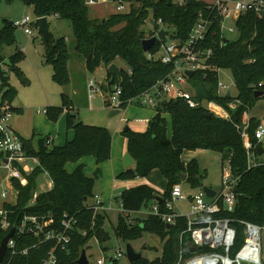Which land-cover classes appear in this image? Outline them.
I'll list each match as a JSON object with an SVG mask.
<instances>
[{
    "label": "trees",
    "instance_id": "1",
    "mask_svg": "<svg viewBox=\"0 0 264 264\" xmlns=\"http://www.w3.org/2000/svg\"><path fill=\"white\" fill-rule=\"evenodd\" d=\"M88 0H0V3L12 4L19 2L32 8L34 17L55 18L70 23L75 40V51L83 59L85 69L93 73L101 65L105 67V82L100 86L108 95L114 87L120 89V100L126 101L136 97L152 87L157 81L164 79L173 69L172 64L164 65L159 61L148 60L142 51L141 41L154 36L161 27L170 29V39L184 42L188 38L191 27L198 21L199 14L208 22L204 41L199 50H210L205 58L206 71L194 72L188 79L193 99L197 102L212 101L228 113V119H222L209 113L202 107L189 108L181 99L160 103L154 109V116L148 121L143 132L130 129L123 130L121 135L126 140V152L132 158L134 166L120 172L116 178L129 180L144 177L152 170H158L166 181L161 194L162 202H157L159 212L165 213L164 203L174 185L182 182L179 174L186 176L185 183L190 189L200 188L206 172L200 170L197 161L188 163L181 161L185 151L196 149L216 152L221 158V167L227 162L230 176L235 180L233 187L234 207L232 212L226 211L219 203L218 213L205 215V218L230 219V226L235 236L229 256L234 258L245 240V227L240 222H248L264 228V163L249 165L243 141L240 137L242 121L253 109L257 101L264 100V93L254 98L255 91L264 92V18L252 11L241 14L235 22L237 38L229 40L220 32V17L216 10L199 0H183L181 5L174 0H122L129 4L128 13H116L106 19H90L88 16ZM121 3V0H117ZM134 4L137 6L135 7ZM151 15L153 31L146 37L142 30L145 21ZM32 27L37 30L38 22ZM15 27L9 20L2 21L0 28V66L8 60L6 72L1 71L0 106H7L12 113L19 114L21 109L11 105L16 98V89L8 83L7 72L14 73L22 84L28 80L19 68L24 59L20 50H15L7 58L3 55L5 47L15 44ZM167 31V30H166ZM169 37V36H168ZM224 39L228 42L224 43ZM42 40V39H41ZM164 41H159L150 49L149 54L156 53ZM117 59L123 61L126 70L120 69L117 78L109 70V65ZM69 54L64 39H55L49 34L48 44L44 46L43 64L51 67V80L59 87L70 82L68 71ZM228 70L231 74L236 96L226 97L218 93V70ZM61 105L48 107L45 115L55 122L64 113L65 129L72 132V138L61 146H46L47 136L42 137V148L33 144L34 135L28 139L21 138L23 148L28 157L37 159L32 171L27 176L25 187L19 189L16 210L31 215H50L55 222L63 215L73 217L76 225L69 232L70 242L66 250H56L58 264H77L87 243L95 239L98 245L108 241L109 235L104 231L105 215L94 213L87 206L92 198V189L100 176L98 170L92 176L84 173V165L78 164L72 171L66 165L77 163L90 157L98 165L109 159L111 154V135L103 127L85 125L71 113V102L65 94H60ZM235 109H228V104L236 102ZM105 108L107 105L104 102ZM124 102L119 105L125 109ZM70 109V110H69ZM210 114V116H208ZM164 115L169 117L171 138L167 137ZM247 131L249 141L257 156L261 144L254 138L257 129L256 120L248 118ZM46 174L52 185L50 190L37 195L35 203L26 207L27 202L37 188L38 178ZM158 193L147 185H140L122 190L115 198L122 213L118 214L113 227L114 236L128 244L142 238L148 233L156 236L162 243L160 255L153 260L141 257L129 264H182L189 259L191 242L186 230V219L176 216L174 223L167 226L157 215H147L135 223L127 220L131 213L147 209L156 203ZM3 233L0 231V237ZM28 242L34 244L35 240ZM53 247L52 243L30 249L26 256L15 257L12 264H37ZM207 250V249H204ZM102 251H106L102 248ZM201 249L197 248V252ZM181 257V258H180ZM179 259L181 261L179 262ZM112 264H118L112 261Z\"/></svg>",
    "mask_w": 264,
    "mask_h": 264
},
{
    "label": "built area",
    "instance_id": "2",
    "mask_svg": "<svg viewBox=\"0 0 264 264\" xmlns=\"http://www.w3.org/2000/svg\"><path fill=\"white\" fill-rule=\"evenodd\" d=\"M98 0H88L87 6H93ZM174 3L181 5L183 0H174ZM208 8L218 12L220 17V32L226 36L228 33L235 32V22L241 14L247 11L254 12L257 16L264 18V0H212L206 3ZM123 1L118 2L116 10H123ZM38 18L29 19L27 16L20 21H13L12 25L23 29L27 35H32L31 26ZM230 22L226 27V23ZM156 25L162 27L160 20ZM208 22L202 19L199 14L198 21L191 27L188 38L184 42L170 40L169 43L164 41L160 49L154 53L146 52L148 60L159 61L167 65L172 64L173 69L167 76L157 81L152 87L126 101L120 100V89L114 87L112 93L105 95L100 86L93 80L88 82L89 99H93L96 95L104 98L107 109H119V105L124 102L128 105L135 104L139 107L155 109L160 103L170 100L181 99L189 108L202 107L216 117L228 119L229 115L225 108L212 102H197L193 99V95L185 90L183 86L187 83L188 77L186 72L192 75L197 71H206L209 66L205 65V58L211 53L210 50H199V45L204 41ZM163 29V28H162ZM167 39V36H166ZM162 52V54H160ZM225 87L218 82V93ZM236 102L228 104V109H234ZM45 113V110L42 111ZM11 112L7 106H0V231L3 235L0 241L13 230L12 236L5 245V254L0 264H12L15 257L26 256L30 249L52 243L53 247L47 252L37 264H58L56 250H66L69 245V232L76 225L73 217L63 215L62 219L55 222L50 215H31L20 213L16 210L19 189L15 186L25 187L28 183L29 176L33 167L27 169L24 163L31 161L37 165L35 158L28 157L21 142V138L13 131L9 125ZM246 115L242 121L240 137L246 151L249 165H255L253 147L249 141L247 131ZM264 137V128L258 126L254 131V138L257 143H261ZM51 143L50 139L46 140V145ZM226 170L221 176L220 191L211 199L205 197L201 188H197L190 196L185 197L181 185H174L164 203L165 213H160L156 203L151 207V214L157 215L163 223L168 226L174 223L176 216H182L186 219V230L184 231L190 238L191 248L195 251L193 255L186 260H182V264H262L260 260L261 238L263 237L264 228L258 225L240 222L245 227V240L243 246L236 253L234 258L229 256L230 249L233 246L235 232L230 226V219L222 218H205V215L218 213L220 206L232 212L234 207L233 187L235 180L230 176L228 163L226 162ZM47 177V176H46ZM51 181L48 180L46 186H41L40 191H34L32 197L27 202L26 207L34 205L36 197L41 192H46L51 188ZM176 202H187L189 210L184 215L173 213V204ZM94 213L103 212L104 208L100 204L97 197L94 198V204L89 206ZM251 237L252 243H247ZM34 239L31 245L28 240ZM248 246V251L239 257L244 248ZM197 248L201 249L197 252ZM207 249V250H204ZM122 256L120 251H116L112 257H103L96 260V264H107L109 260L117 261ZM181 258V257H180ZM181 259H179V262Z\"/></svg>",
    "mask_w": 264,
    "mask_h": 264
},
{
    "label": "rangeland",
    "instance_id": "3",
    "mask_svg": "<svg viewBox=\"0 0 264 264\" xmlns=\"http://www.w3.org/2000/svg\"><path fill=\"white\" fill-rule=\"evenodd\" d=\"M122 1V0H121ZM212 1V0H205ZM118 6V1L112 0H98L93 6H88V16L90 19H106L112 14L116 13H128L129 12V4L123 1V10L118 12L116 7ZM136 7L137 5L134 4ZM28 17L29 19H34L32 8L28 6H24L19 2H14L12 4L0 3V28L2 27L3 20L20 21L24 17ZM49 24V34L55 39L62 38L65 40L67 45V50L69 54L68 60V71L70 82L67 86L59 87L51 80V67L43 62V54H44V45L41 40V36L37 30H35L31 26L32 35H27L24 33L23 29L20 27H16L15 29V44L10 47H5L3 50V55L5 57L10 56L14 53V51L20 50L24 54V59L19 65V68L22 70L25 78L28 80V85L22 84L19 77H17L14 73L7 72L8 83L16 89V98L13 101V105L21 107V114H11L12 121L18 123L20 126L19 131L25 135L34 134V142H37L38 137H45L49 134V136L54 140L53 143L46 145L48 149L56 146L59 141L61 144L65 142V127H64V115H60L55 122H52L47 119L45 113H42L48 107H59L61 105L60 94H65L72 104V114H76L77 119L80 120L83 124L85 123H94L100 124V122H111L115 123L118 121V125L122 126L120 123V118L123 116V111L119 114L109 117L110 111L107 110L103 104L104 99L96 95L93 99H89V91H88V82L89 79L93 80L97 85L98 82L102 81L103 70L100 68L104 66H100L94 70V73H90L85 69L83 59L78 55L75 51V40L72 34V29L70 23L65 20H58L55 18L48 19ZM230 22L226 23V27H228ZM33 25V24H32ZM161 27V26H160ZM153 21L151 15H149L148 19L145 21V24L142 27L145 36L147 37L151 31H153ZM162 29V27H161ZM167 30L170 34V29ZM226 36L229 40H235L237 38L236 33H228L226 29ZM169 36V37H168ZM170 35H167L166 42L169 43ZM162 54V52H160ZM115 66L120 68L121 70H126V65L123 61L117 59L114 63ZM105 68V67H104ZM218 82L222 84L225 88L220 90V93L229 92L232 97L236 96V89L233 84V80L231 74L228 70H218ZM190 83H187L183 86V88L190 93L192 90L190 88ZM224 94V95H225ZM257 104V105H256ZM255 104V107L249 111L246 115V118H251L259 120L264 116V101H259ZM127 109H151L145 107H139L135 104L128 105ZM235 109V108H234ZM210 113V112H209ZM105 119V120H103ZM167 130L169 131V139L171 138V125L170 120L167 117ZM99 122V123H98ZM99 126V125H95ZM264 128V125H262ZM109 131V130H108ZM69 133V132H67ZM111 135V147L113 141L114 132L109 131ZM40 135V136H39ZM121 135V132H120ZM119 133L116 134V138L114 141V145L117 147L121 142V137ZM261 144L264 147V137L261 140ZM192 158H195L200 170L206 171V177L202 184L212 191L218 193L220 191L221 185V176L222 172L226 170V164L221 167V158L220 155L216 152L210 150L196 149L194 151H185L182 155V160L187 163ZM83 161H93L91 158H85ZM111 161V154L108 160L101 162L106 163ZM254 161L257 163H264V153L257 154L254 157ZM85 174L87 176H92L95 167L90 166L89 163H85ZM75 164L70 163L66 165L67 171H72L74 169ZM24 166L28 168L33 167L34 163L31 161H27L24 163ZM109 172V169L106 168L104 170L103 177H98L93 186V192L98 193L96 191L97 187L99 192L103 188H105L108 183H110V179L106 178V174ZM151 173V172H150ZM149 173V174H150ZM146 175L144 177H136L129 180H119V181H135L140 178H146L148 176L153 177V183L157 184L164 183V180L159 173V171L155 170L151 175ZM46 178V177H45ZM46 182L43 177H39L37 180V188L36 191H40L41 186H46L44 183ZM182 191L185 197L190 196L193 191L188 188L187 184L182 183ZM116 190V189H115ZM91 203V199H88L87 204ZM1 204V201H0ZM119 202L115 199L112 200V207L118 208ZM189 207L187 202H176L173 204V211L177 214H185L188 212ZM147 214L148 211L146 209H142L141 214ZM141 214H131L132 216L142 217ZM118 213L114 210L108 212V217L110 221L106 219L103 229L109 235V239L107 242L103 243L101 247L98 245L95 239H91L85 249V256L88 261V264H96V260L103 257H112L116 251H120L122 256L118 258V264H128V261L125 257V246L126 243L120 241L114 236L113 227L116 225ZM129 218L127 216V220L131 223L137 222L139 219ZM131 245L135 252L141 253L143 258L148 260H153L160 255L162 249V242L154 235L145 233L142 238L128 243ZM102 248H105L106 251H102ZM261 263L264 264V233L261 238V253H260Z\"/></svg>",
    "mask_w": 264,
    "mask_h": 264
},
{
    "label": "crops",
    "instance_id": "4",
    "mask_svg": "<svg viewBox=\"0 0 264 264\" xmlns=\"http://www.w3.org/2000/svg\"><path fill=\"white\" fill-rule=\"evenodd\" d=\"M199 1H202L204 3H207V2H211V1H205V0H199ZM236 33V31L234 32ZM227 37V36H226ZM5 57V56H4ZM7 58V57H5ZM21 64V63H20ZM43 64V62H42ZM1 68V71H5L6 72V66L5 65H2L0 66ZM120 69V68H119ZM100 70H103V74H102V81L101 82H98V85L101 86L104 82H105V72H106V69L103 67L100 68ZM22 71V70H21ZM94 73V72H93ZM91 80V79H89ZM229 93V92H227ZM229 96H231V94L229 93ZM100 97V96H99ZM104 99V98H103ZM259 101H264V100H259ZM257 101V102H259ZM103 104H104V101H103ZM257 105V104H256ZM13 108H19L21 109V113H22V108L21 107H18V106H14L13 104L11 105ZM255 107V106H254ZM253 107V108H254ZM71 111L73 110L72 109V106H71ZM69 109V110H70ZM107 109V108H106ZM109 111H111V109H107ZM123 111V116H121L120 118V123L122 124V126H119L118 125V121L115 122V123H111V122H107L104 121V122H100V124H94V123H85V125H90V126H95V125H99V127H103L109 131H113L114 134H113V141H112V147H111V161L108 163H100L98 165L95 164L94 160L91 162V161H83V159H81L80 161H78L77 163H75V167L78 165V164H83L84 165V173H85V166L86 164L85 163H89L90 166L92 167H95L94 171L97 169L98 170V173L100 175V177H103L104 175V170L106 168L109 169V172L106 174V178L107 179H110V183H108V185L103 188L101 190V192H99L98 190V187L96 189V191L98 193H94L93 190H92V193H93V196L91 199V203L90 204H87V206H91L94 204V198L97 197L100 201V204L102 205V207L104 208V211L103 212H99L103 215H105L106 219H108L110 221V218L108 217V212H111L112 210L116 211L118 214L122 213V210L120 209V205H118V208H113L112 207V200L119 195V193L122 191V190H125V189H130V188H133V187H136V186H140V185H147L149 186L150 188L154 189L157 193H158V196L157 197H160L161 198V194H163L164 190H165V187H166V181L165 179L163 178L164 180V183L162 184H157L158 186H156L154 183H153V177L151 176H148L146 178H140V179H137L135 181H119L116 179V176L120 173V172H123L125 171L126 169H132L133 166H134V163L129 166V167H124L123 165V157L125 154H127L126 152V140L124 139V137L122 135H120V132H122L124 130L125 127H127V129H130L132 131H135V132H143L146 130L147 128V124H148V121L154 116L155 112H154V109H127V107L125 109H121L120 112ZM19 113V114H21ZM12 114H16V113H12ZM64 115V113L62 114ZM12 117V115H11ZM10 117V120H9V125L11 126V128L13 129V131L20 137V138H23V139H28L30 138L32 135H25V134H22L19 129H20V126L18 125V123L16 122H13ZM164 117L166 118L167 122H168V119L166 115H164ZM65 118V116H64ZM169 118V117H168ZM105 120V119H103ZM80 121V120H79ZM257 121H259V126H262L264 125V116L262 118H259V120L257 119ZM256 121V122H257ZM99 123V122H98ZM64 127H65V122H64ZM167 123H166V132H167V137H169V131L167 130ZM65 141L66 140H70L72 138V132L71 131H67L65 129ZM69 132V133H67ZM120 136H122L121 138V142L120 144L116 147L114 145V141H115V138H116V134H118ZM40 136V135H39ZM47 139H50L51 140V143L54 142V140L49 136V134L47 135ZM39 139H41L42 137H38ZM33 144H37V142H34L33 141ZM261 144V143H260ZM63 144L59 143L56 145V146H61ZM262 150V153H264V147L263 145L261 144V148ZM184 153V152H183ZM182 153V155H183ZM182 155H181V161L183 163H185L183 160H182ZM86 158H90V157H86ZM194 160H196L195 158H192ZM191 159V160H192ZM189 162V161H188ZM187 162V163H188ZM186 164V163H185ZM74 167V168H75ZM199 167V166H198ZM200 169V168H199ZM155 171V170H152L151 173L149 175L152 174V172ZM158 171V170H157ZM205 171V170H204ZM206 172V171H205ZM223 173V172H222ZM86 175V174H85ZM93 175V174H92ZM40 177H43V179L46 180V182L44 181V183H48V180L49 178L46 177V174H43L41 175ZM46 177V178H45ZM204 181V179H203ZM202 181V182H203ZM184 184H186L185 182H182ZM181 183V184H182ZM45 184V185H46ZM180 184V185H181ZM188 186V185H187ZM182 188V186H181ZM189 188V186H188ZM116 189V190H115ZM192 190L193 192L196 190V189H190ZM216 193V192H215ZM217 194V193H216ZM215 194V195H216ZM188 204V203H187ZM154 205V204H153ZM153 205H150L149 208L146 209V211H148L147 214H141V211L142 209L139 211V212H135V213H131V214H141L140 216L142 217H134L132 216L131 214H129V218H134L133 220H137V219H145L147 215H151V207ZM173 213H175L173 211ZM177 214V213H175ZM177 215H183L182 213L181 214H177ZM152 235V234H151ZM163 245V244H162ZM86 254V252H85ZM142 256V255H141ZM129 264V263H128Z\"/></svg>",
    "mask_w": 264,
    "mask_h": 264
},
{
    "label": "water",
    "instance_id": "5",
    "mask_svg": "<svg viewBox=\"0 0 264 264\" xmlns=\"http://www.w3.org/2000/svg\"><path fill=\"white\" fill-rule=\"evenodd\" d=\"M112 1H115V0H112ZM37 22H38L37 31H38V33L41 36L43 45L46 46L48 44V37H49L48 19L46 17H42V18H39L37 20ZM167 34H168L167 31H165L163 29H160L154 36H152L150 38L143 39L141 41L142 51L144 53H146V52L150 51V49L154 46V44L156 42L165 41ZM223 42L227 43L228 41L226 39H224ZM8 64H9L8 60H5L4 65H8ZM108 70L113 75H115L117 78L120 77V69L117 66H115L114 64L109 65ZM186 75L188 77H191L192 73L191 72H186ZM2 78H3V76H2L1 68H0V79H2ZM263 93L264 92H261V91H255L254 92V98H258L259 96H262ZM225 96L229 97V93H226ZM119 113H120L119 109L111 110L110 113H109V117H113V116H115V115H117ZM208 116H210V114H208ZM256 125L259 126V121L256 122ZM124 130H127V127H125ZM42 143H43L42 139H38L37 140V148L38 149L42 148V146H43ZM261 153H262V150L258 149V154L260 155ZM132 164H133L132 158L129 156V154H125L124 157H123V165H124V167H129ZM178 177L180 178L181 182H185V180H186V176L185 175L179 174ZM200 188L204 192L205 197L207 199L213 198L215 196V194H216L214 191H212L210 188L204 186L203 184H201ZM155 200L157 202H162V198H160V197H155ZM12 233H13V230H11L0 241V262L2 261L3 256L5 254V245H6L7 241H8V239L12 236ZM190 251L194 252L195 249L191 248ZM125 257H126L128 263H132V262L137 261L138 259H140L142 256H141V253L135 252L130 244H126V246H125ZM76 263L77 264H88V261H87L86 256H85V251L81 252V254H80V256H79V258H78ZM107 264H112V261L109 260Z\"/></svg>",
    "mask_w": 264,
    "mask_h": 264
},
{
    "label": "bare ground",
    "instance_id": "6",
    "mask_svg": "<svg viewBox=\"0 0 264 264\" xmlns=\"http://www.w3.org/2000/svg\"><path fill=\"white\" fill-rule=\"evenodd\" d=\"M252 242H253V240L251 239V237H249L247 243H252ZM245 251H248V246L244 248L243 252H241L239 257H241L244 254Z\"/></svg>",
    "mask_w": 264,
    "mask_h": 264
}]
</instances>
